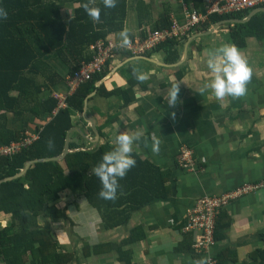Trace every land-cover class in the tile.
I'll use <instances>...</instances> for the list:
<instances>
[{
  "label": "crops",
  "instance_id": "obj_1",
  "mask_svg": "<svg viewBox=\"0 0 264 264\" xmlns=\"http://www.w3.org/2000/svg\"><path fill=\"white\" fill-rule=\"evenodd\" d=\"M97 1L61 0L58 4L71 14L73 8L75 11L80 5ZM192 6L193 0H125L121 22L115 19L116 22L107 23L101 19L93 25L96 29H112L105 38L99 39L119 42L122 31H127L129 40L142 38L164 14L182 24L184 8ZM203 31L206 30L192 29L191 34L186 33L187 38L186 34L177 37L181 50L175 62H167L162 49L150 55L133 54L125 58H121L120 53L114 55L110 70L99 83L114 92L99 94L95 88L86 101V115L93 119L97 131L84 118L83 109L81 114L74 115L73 126L77 129L71 130L68 136L81 146L75 149L94 147V137L98 138L97 144L115 145L116 135H135L139 138L133 142L130 155L136 153L168 170L171 193L131 211L120 224L106 226L96 207L81 194L68 191L57 204L62 211L61 219L51 222L55 224L52 232L57 243L63 250L74 253L68 264H196L198 254L192 247L194 233L182 229L187 209L201 196L230 191L244 182L262 185L231 200L222 209L219 216L223 221L229 219V225L222 237L215 239L210 254L217 259L216 264H258L250 252L263 247L264 233V39L248 37L246 47L238 48L251 69L246 94L217 100L210 90L199 92L212 78L206 64L208 53L222 43L235 44L229 38L224 41L220 37L222 32L228 31L227 23L211 33L195 35ZM209 34L214 39L207 38ZM185 48L183 61L174 64L180 62ZM52 64L53 71L66 76L61 59L54 58ZM132 71L144 78L134 79V99L126 103L121 92L115 93V88L128 87ZM176 83L179 87L177 103L170 106L165 96ZM50 88L59 100L69 93L65 79L51 84ZM6 116L8 127L22 123V119H14L11 112ZM26 131L31 130H25L24 134ZM156 141H159V151L153 152L152 145ZM181 148L191 151L196 167L179 165ZM8 219L4 217L0 223L5 224ZM46 223L53 228L49 221ZM134 227H140L134 233L136 236H144L133 242L125 241ZM86 243L100 244L101 249L84 247ZM0 264L6 263L0 259Z\"/></svg>",
  "mask_w": 264,
  "mask_h": 264
},
{
  "label": "trees",
  "instance_id": "obj_2",
  "mask_svg": "<svg viewBox=\"0 0 264 264\" xmlns=\"http://www.w3.org/2000/svg\"><path fill=\"white\" fill-rule=\"evenodd\" d=\"M60 1L0 0V8L8 13L6 19L0 20V144L21 139L25 130L38 132V137L26 147L0 156V179L18 172L29 159L60 154L66 132L74 124V115L81 114L86 95L95 88L99 94L114 92L107 91L103 83L98 87L94 85L110 70V58L90 80L81 83L75 91L67 92L64 95L65 106H60L59 98L52 94L50 85L63 82L65 76L53 71L52 60L61 59L67 74L78 69L82 61L90 60L93 53L88 49L89 44L105 38L112 30L110 27L96 29L94 25L101 19L107 20V23H113L115 19L121 22L125 0H117L113 8H105L102 0L88 4L100 9L99 21L91 19L84 5L76 7L75 11L73 8V13L69 14L66 7L62 9L58 4ZM193 4L205 10L204 0H193ZM249 11L211 13L188 32L191 34L192 29L207 30L221 19L242 18ZM171 23L172 19L167 14L162 15L144 37L154 29L169 28ZM227 27L230 42L242 49L246 47L248 37L264 39V11L255 13L245 22L227 23ZM179 45V38L168 37L146 54L162 49L165 60L175 62L180 56ZM119 53L121 58L133 55L127 49H116L113 56ZM134 79L138 80L132 71L128 87L115 88V93L121 92L126 103L134 99ZM7 112H11L14 119H22V123L8 127ZM24 114H28L27 117ZM69 144L74 149L81 147L75 141ZM114 147L108 142H101L91 149L68 152L61 160L37 161L29 166L24 175L2 181L0 219H9L5 224L0 223V259L6 264L70 263L74 253L63 250L48 223L45 224L47 218L55 221L61 216L62 211L57 204L68 191L81 194L96 207L106 226L120 224L131 211L171 193L168 183L170 172L132 153L135 166L118 179L116 198H101L98 195L101 184L92 170L102 154ZM221 218L218 215L216 219L215 238L222 237L223 230L229 225V219L223 221ZM139 229L132 228L125 241L133 242L143 237L144 234H134ZM262 237L263 247L250 252L258 264H264V233ZM85 246L101 249L100 244L90 246L86 243ZM200 258L197 255V261Z\"/></svg>",
  "mask_w": 264,
  "mask_h": 264
},
{
  "label": "built area",
  "instance_id": "obj_3",
  "mask_svg": "<svg viewBox=\"0 0 264 264\" xmlns=\"http://www.w3.org/2000/svg\"><path fill=\"white\" fill-rule=\"evenodd\" d=\"M204 2V11H200L193 6L184 8L185 21L182 24L176 19H172L169 28L154 29L145 37H136L129 40L127 45H121V41L114 42L111 39H98L92 43L90 50L93 53V57L88 61H82L78 69L65 76L69 93L75 91L81 83L90 80L96 72H99L106 61L112 58L116 49H127L132 54H144L154 49L157 44L168 37H181L186 34L191 27L203 22L207 15L211 13L226 14L264 6V0H204ZM59 105L65 106L64 97L59 100ZM37 137L38 132L26 131L24 136L18 141L0 144V156L19 151ZM179 155V165L189 168L191 165V151L187 148H181ZM261 185V183L244 182L230 191L201 196L187 209L182 229L194 233L192 247L200 255V260H205V264L217 263V259L210 254V248L216 239V219L220 211L231 200L249 193Z\"/></svg>",
  "mask_w": 264,
  "mask_h": 264
},
{
  "label": "clouds",
  "instance_id": "obj_4",
  "mask_svg": "<svg viewBox=\"0 0 264 264\" xmlns=\"http://www.w3.org/2000/svg\"><path fill=\"white\" fill-rule=\"evenodd\" d=\"M105 8H113L117 0H102ZM85 10L93 21H98L100 9L98 7H89L84 4ZM8 13L0 8V20L6 19ZM121 45L129 43L127 31H122ZM207 67L212 73V78L200 87L199 92L205 93L210 90V94L217 100L225 96L240 97L246 94V83L251 77V69L247 60L240 50L232 44H222L218 48L208 53L206 61ZM143 80V76L137 77ZM179 93L178 84L170 87L165 96L168 105L174 106L177 103ZM174 115V113H172ZM139 137L128 134H118L115 137V147L102 154L100 161L94 166L93 173L99 179L101 188L98 195L103 199H115L119 187L118 179L123 178L127 171L135 166V159L130 155L133 151V142ZM152 151H159V141L152 145ZM196 264H205L201 259Z\"/></svg>",
  "mask_w": 264,
  "mask_h": 264
},
{
  "label": "water",
  "instance_id": "obj_5",
  "mask_svg": "<svg viewBox=\"0 0 264 264\" xmlns=\"http://www.w3.org/2000/svg\"><path fill=\"white\" fill-rule=\"evenodd\" d=\"M260 11H264V6H259V7H255V8H253V9H251V10L249 11V13H248L245 17H242V18H225V19H221V20L217 21L215 24H213V25H212L209 29H207L206 31L199 32V33H197V34H195V35L199 36V35H201V34H203V33H211V32H213L215 29H217V28H218L221 24H223V23H228V22H232V23H235V22H236V23H238V22H245V21H247L252 15H254L255 13L260 12ZM187 44H188V42H187ZM185 56H186V48H185V51H184V53H183L182 58L180 59V62H179V63L176 62V63H174V64H176V65H177V64H180V63L183 61V59L185 58ZM141 57L152 60V57H148V56H145V55H142ZM153 60H154V59H153ZM99 83H100V80H99V81H96V82H95V86L97 87V86L99 85ZM93 92H94V91H93ZM93 92L88 93V94L86 95L85 99H84V107H83V110H84V111H85V109H86V101H87L88 97L91 96V95L93 94ZM84 111H83V116H84V118H85L87 121H89V122L91 123V126L95 129V131H97V130H96V127H95V125H94V121H93V119H92L90 116H87V115H86V111H85V112H84ZM73 129H77V127L72 126L71 128H69V129L67 130L66 137H65V143H64V146H63L62 152H61L60 154H58V155H54V156H46V157H39V158L29 159V160H27V161L25 162V164L23 165V167H22L18 172H16V173L13 174V175L6 176V177L0 179V183H1L2 181H4V180H10V179L17 178V177H20V176L24 175V174L26 173L27 169L29 168V166H30L31 164L37 162V161L61 160V159H63V157H64L68 152H71V151L77 150V149L71 148V147H70V144H69V142H70V137L68 136V134H69L70 131L73 130ZM97 141H98V138H97V137L92 138V142L94 143V144H93L94 146H96ZM92 147H93V146H92ZM92 147H90V149H91ZM82 149H84V148H82Z\"/></svg>",
  "mask_w": 264,
  "mask_h": 264
},
{
  "label": "rangeland",
  "instance_id": "obj_6",
  "mask_svg": "<svg viewBox=\"0 0 264 264\" xmlns=\"http://www.w3.org/2000/svg\"><path fill=\"white\" fill-rule=\"evenodd\" d=\"M207 38H210V39H214L213 37V35L212 34H209L208 36H206ZM220 37H222L223 39H224V41H226V40H228V35H227V32L225 33V32H222L221 33V35H220ZM216 43V42H215ZM218 44V43H217ZM223 44V43H222ZM180 155H179V152H178V157H179ZM193 166L194 167H196V165H195V163H194V159H193V157H192V154H191V165H190V167L189 168H191V169H193ZM59 203V202H58ZM62 216V215H61ZM61 216L59 217L60 219H61ZM42 221H45L44 219H41ZM40 220V222L42 223V224H44L42 221ZM47 221H50V223L52 222L51 220H50V218H47ZM52 225H53V223H51ZM55 225V224H54ZM54 225H53V228H51V231H53L52 229H54Z\"/></svg>",
  "mask_w": 264,
  "mask_h": 264
}]
</instances>
